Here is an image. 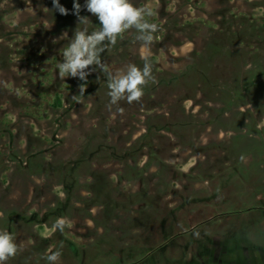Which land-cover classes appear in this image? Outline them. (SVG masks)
<instances>
[{"label":"rangeland","instance_id":"obj_1","mask_svg":"<svg viewBox=\"0 0 264 264\" xmlns=\"http://www.w3.org/2000/svg\"><path fill=\"white\" fill-rule=\"evenodd\" d=\"M51 1L30 0L25 7L11 11L2 26L4 30H12L16 25L24 24L0 41L7 47L5 58L0 53V230L9 231L18 246L16 255L6 264H48L44 257L57 250L60 256L56 264H264V165H259L257 176L249 173L251 169L247 172L240 169L230 180L226 168L231 158H227L225 151H214L212 158L204 163V169L195 171L194 176L199 177L212 169L218 178L211 183L186 179L179 184V171L188 172L203 156L188 148L172 149L168 137L164 136L158 138V143L167 147L161 152L162 164L153 156L150 158L153 166L149 170L150 174L160 175L158 169H161L165 181L160 176L142 181L134 178L131 183L126 179L122 188L127 190L133 204L115 209L107 205L101 207L100 204L107 201L111 204L116 195L109 196L99 191V185L100 188L104 186L101 174H112L121 169L114 161L80 160L83 162L79 170L66 174L76 159H82L83 154L92 151L93 147L88 143L97 133L92 124L95 123L100 132L104 130L105 123L109 124L115 133L111 144L118 149L119 144H136L135 140L144 136L145 126L153 120L148 121L151 114L146 110L141 112L138 109L142 104L140 99L132 103L120 100L110 105L106 74L95 65L89 66L91 71L86 81L73 77L59 78L55 68L56 63L62 61L59 50L71 39L77 18L71 12L72 2L67 0L64 6L69 9V14L59 17L66 29L59 30L53 24L57 12L53 10ZM184 2L133 0L137 6L147 5L153 9L154 15L149 19L159 25L157 32L160 37L165 35L162 28L168 17L167 10L177 14L180 29L168 31L169 36L161 49L151 45H133L127 50L125 45L121 49L116 47L117 43L111 48L106 47L101 60L108 71L115 74L125 70L129 64L142 67L144 58H147L152 64L153 76L155 70L162 72L165 78L167 74L177 75L196 61L194 53L201 47L203 37L211 35L207 27L216 26L228 14L229 8L249 22L251 20L258 25L264 22V0H189L185 5ZM80 15L87 16L88 23L95 16L83 7ZM32 18H36L38 23L30 22ZM197 24H204L205 28L197 29ZM64 33L67 36L62 37ZM126 35V39L134 38L136 30L129 29ZM189 35L194 38L192 42L185 39ZM173 38L181 40V43L169 46ZM262 44L264 46V42ZM218 59L214 58L209 65L204 63L210 75H220L226 83L228 74L224 77L221 73H230L232 68L230 70L225 58ZM139 61L141 63L136 64ZM81 85L85 88L83 94L80 93ZM179 86L178 90L183 93L189 90L183 84ZM143 88H151L149 81ZM173 91L176 87H170V90L158 87L152 92L161 103L162 100L172 102L176 99L173 94H178ZM195 95L194 102L183 101L184 109L179 108L177 120L188 117L203 121L206 118L204 116L208 113L202 106L207 101H202L199 94ZM262 104L264 106V102ZM252 106L250 104L246 108ZM259 116L244 119L248 133L253 123L258 129L264 127V113ZM231 130L228 127L223 131L210 124L199 130L194 141L202 145L210 140L229 139L233 134ZM144 143L143 154L139 156L138 152L133 157L139 156L140 164L146 161L144 155L148 151L149 140ZM260 152L259 158L255 155L258 153H253V156L239 155L236 159H244L247 165L252 162L250 167H253L261 160L264 163L263 145ZM31 155H35L30 162L34 166L30 170H22L20 164L27 163ZM46 160H51L52 167L39 168L40 163L48 162ZM93 171L97 192L91 196L85 188ZM72 181L69 191H64L62 185L69 186ZM170 182L175 186L174 192H170L174 194L165 198L160 193L171 190L167 188ZM254 183L258 186V193H262V207L240 208L241 199L258 198L252 195ZM155 197L158 200L152 202L150 199ZM125 198L122 196L121 201L125 202ZM177 202L181 208L173 210ZM198 207H201L206 227L196 232V243H188L178 233L188 231L189 225L195 227L201 221L197 216ZM59 217L66 220L63 232L52 227ZM215 246H221L220 250L215 251ZM119 250L122 257L117 260L115 257Z\"/></svg>","mask_w":264,"mask_h":264},{"label":"trees","instance_id":"obj_2","mask_svg":"<svg viewBox=\"0 0 264 264\" xmlns=\"http://www.w3.org/2000/svg\"><path fill=\"white\" fill-rule=\"evenodd\" d=\"M29 1L30 0H0V41L5 40L7 36L11 35L15 28H19L24 25L21 23L16 25L12 30H4V27L2 28L4 18L11 11H15L17 9L19 10L25 7V4ZM69 1L73 4V0ZM64 2H67V0L61 2L63 6ZM80 3L83 5L84 1ZM185 4H189V0H185L184 5ZM166 12H168L166 14L168 17L164 20L165 25L164 28H162V33L165 35L160 37L158 32L154 33V40L150 44L151 46H155L157 49H161V46L164 45V40L167 36H169V34H167L168 31H177L180 29V20L177 19V14L174 11L169 12V10ZM60 16L61 14L56 13L53 24H55L59 30H65L66 25L63 20H59ZM35 21L36 18H32L30 22L33 23ZM30 22L27 23L29 25H33ZM58 22L59 24H57ZM187 23H185V25L189 26L190 24ZM98 25L99 21L96 19V16H93L87 26L89 30H93L98 29ZM185 25L184 28L186 27ZM204 28V24L203 26H201V24H197V29L201 30ZM207 29L211 32V35L209 34L207 38H201L203 45L201 44V47L195 51L194 60L196 61H194L190 67L177 75L167 74L168 76H166V78L163 76L162 72H156L155 70V82L149 81V87H151L152 90L151 88L148 90L143 88V94L140 98V102L142 104L138 109L141 112L146 110L147 113L151 114L148 116V121L153 120L152 123L145 126L144 136L136 139L134 142L136 144L134 145H132L131 142H128L126 146L119 144L120 147L118 146L119 148L117 149L111 144V137H114L113 135L115 134L114 129L109 124L105 123L104 130H101L100 132V130H97L98 128L94 123L92 124V127L97 133L96 136H94L95 134L92 135L94 137H91L90 142L88 143V145L93 147L92 151L88 154H83L82 159H76L72 166L67 170L66 174H69L70 172L76 173L79 170V166L83 162L80 160L89 159L92 161L102 159L107 162L114 161V163L121 169L117 170L116 173L110 174L107 172L101 174L100 178L103 181L104 186L100 188L99 185V191L101 194L109 196H117L120 193L121 197L119 200L116 203L111 204V206L114 205V207L116 206L117 208H122L125 205L130 206L133 204V199L130 197L129 193L126 192L127 190L122 188V183L123 181L125 182L126 179L128 180V183H131V179L134 180V178H139V181H142L144 178L152 180L160 176L162 181H165L162 174L163 171L161 169H158V173H160V175H157L156 173L150 174L152 172L149 170L150 167L153 166L150 158L155 156L157 158L156 160L162 164V161L160 160L162 158L161 152L167 148L158 143V140H160L158 138H164V136L166 138L168 137V143L174 150L179 147H183L184 149L188 148L203 156V159L196 166L190 168L188 172L179 171V174H185L187 178H192L195 171L200 169L203 170L204 163L212 158V153L214 151H225V155L229 159H236L239 155H243L245 157L246 155L251 156L252 154L253 156V153H258L255 154L257 158L261 157V145L264 146V127L258 129L257 125L253 126L255 123L252 125L250 124L251 128L249 127L248 133L246 128L247 126L244 125L243 121L247 117H261L259 115L264 113V106L262 104V102H264V46L262 44L264 42V22L262 25H258L251 20L249 22V19L235 15L229 8L228 14L224 15L216 26L213 28L207 27ZM128 32L129 29L125 30L117 38V44L115 43L116 47L121 49V47L125 45V48L128 50L130 47H133V45H143L137 41L135 37L126 39L125 37ZM185 39L192 42L194 38L189 35ZM136 41L138 44H136ZM260 41H262V43H260ZM180 43L181 40L173 38L169 42V46H177ZM113 45L114 44H110L107 45V47L111 48ZM0 49L1 57L5 58V50H7V47L3 46V43L1 44L0 42ZM127 54L128 52H126L125 56ZM205 55H207V58H205ZM214 58L217 59L216 61L219 60L218 58H225L230 70L232 68V71L235 72V74L231 73L232 71L230 73H227L226 71L225 73H221L222 75L224 74V77L228 74L225 78L227 81L226 83L222 81L220 75H210V70L207 68V65H209L210 61H213ZM204 62H206L207 65ZM138 63L141 62H136V64ZM219 70H221V68ZM228 82L229 84H227ZM179 84L187 86L189 90L184 93L181 92V90L179 91ZM158 87H161L162 89L164 88V90H170V87H176V91L173 92L178 94V96L173 94L176 99L172 102L169 100L166 102L162 100L160 103L155 99L156 94L152 92L154 89L157 91ZM194 94H199L202 101H207L202 106L208 113L204 116L207 119L204 118L202 121L200 119L193 120L186 117L180 121L177 120L176 118H179V116L176 113L180 112L179 108L181 107L184 109V105L182 104L183 101L192 100L194 102V99L197 97V95L194 96ZM144 102L147 104H143ZM250 104H253L254 106L249 109L248 107L246 108V106ZM182 114H184V111ZM210 124L213 126H219V128L223 129V131L227 130L229 127L232 129L231 131L233 134L229 137V139H221L218 141L210 140L205 144L198 145L197 142L194 141L195 137H197L200 129H203L208 125L210 126ZM253 133H255V135H253ZM100 139H102V141ZM145 139L149 140L147 145L148 151L144 155L146 156V161L143 164H140L139 156L143 154L141 152L145 148ZM138 152H140L139 156L137 158H133L134 154ZM31 157L34 158L35 155L29 156L27 163L20 164L22 170H30V168L34 166L33 164L31 165ZM38 167H52V162L51 160L48 162L44 161L43 163H40ZM98 167H96L97 170ZM94 173L95 171H93V173L89 176L90 182L85 188L91 196L97 192V190H95L97 185L95 186L96 176ZM205 174L209 175L210 172H205L202 175ZM114 177L117 179L115 178L114 180ZM72 183L73 181L70 184L67 183L69 186L62 185L63 190L69 191ZM170 183H168L169 186L167 187L169 189L174 187L171 186L172 183ZM168 194L169 191L160 193V195L164 196ZM122 196H126L125 202L121 201ZM150 200H152V202H156L158 199L155 197ZM100 205L101 207H104V205L109 206V203L107 201V203L104 202ZM243 205L244 208H251L255 206V204H248L247 202Z\"/></svg>","mask_w":264,"mask_h":264},{"label":"clouds","instance_id":"obj_3","mask_svg":"<svg viewBox=\"0 0 264 264\" xmlns=\"http://www.w3.org/2000/svg\"><path fill=\"white\" fill-rule=\"evenodd\" d=\"M52 7L61 15L69 14V9L60 0H52ZM82 7L96 16L99 21L98 29L89 30V18L80 15ZM71 12L77 18V26L67 45L59 50L62 61L55 65L59 78L73 77L86 81L91 71L89 66L95 65L106 74L110 105H115L120 100L128 103L138 101L143 94V86L148 81L155 82L151 62L144 58L142 67L129 64L125 70L113 74L102 63L101 53L106 50L107 45L115 44L117 38L128 29L136 30L137 41L145 46L150 45L159 28L158 24L149 19L154 15L153 9L147 5L137 6L133 0H84L83 5L80 0H73ZM65 36L67 33L62 37ZM55 42L54 40L53 43ZM83 86H80L81 94L85 91ZM65 226L66 220L63 217L57 218L52 225L60 232L64 231ZM17 251L14 236L7 230H0V264H6ZM59 256L60 252L57 250L47 254L44 259L48 264H56Z\"/></svg>","mask_w":264,"mask_h":264},{"label":"flooded vegetation","instance_id":"obj_4","mask_svg":"<svg viewBox=\"0 0 264 264\" xmlns=\"http://www.w3.org/2000/svg\"><path fill=\"white\" fill-rule=\"evenodd\" d=\"M230 164H228V167L226 168V175H227V177L231 180V179H233V177L235 176V174H237V173H239V171H240V169H243L245 172H247V170H250V174H252L253 176H257V174H258V171H259V165H261L262 167H263V165H264V163H263V161L261 160V161H259V164L258 165H254L253 167H250V165L252 164V162H251V164H250V162H249V165H247V163L246 162H244V159H240V160H237V159H235V158H231L230 159ZM240 162H242V163H240ZM245 164H244V163ZM196 163H198V160L196 161ZM263 163V164H262ZM212 170V169H211ZM209 171L210 172V174L208 175V174H205V175H200L199 177H196L195 178V176H192V178H187L186 176H185V174H179V180H178V182H179V184L182 182L181 180H186V179H189V180H199V182L200 183H211L212 181H213V179L214 178H218V175H217V172H215V171ZM180 172H186V171H183V170H181ZM228 175H230V176H228ZM116 178V177H115ZM117 179V178H116ZM264 184V183H263ZM182 186V185H181ZM174 188H175V186H174ZM173 187L171 188V190H169V194H168V196L167 197H170V196H172V194H174V193H170V192H174V189ZM179 189V188H178ZM252 189H253V191H252V195H256V197H258L257 199L255 198V196L253 197V196H250V197H247V198H245V199H241L242 201L240 202V208H243L244 207V205L243 204H245V202H247L248 204H255V206H253V207H251L250 209H254V208H260V207H262V205H261V203H260V201H261V199H260V195L262 194V193H258L259 191H258V186H256V183H254V185H253V187H252ZM182 193V192H181ZM117 196H119V197H121V194L119 193V195H117ZM117 196H114L116 199L118 198V200H119V197H117ZM166 196H165V198H166ZM115 198H114V200H111L110 202H111V204H114V203H116L118 200H115ZM264 203V202H263ZM111 204H109V206H111ZM176 205H174L173 206V210H175V209H179L180 210V206H178V202L177 203H175ZM180 205V204H179ZM181 206H182V204H181ZM111 207H113L114 209L116 208V206L114 207V205H112ZM175 207V208H174ZM183 207H185V205L183 206ZM197 209V208H196ZM217 209L218 208H215V210L217 211ZM198 210V211H197ZM197 210H194L193 212H196L197 211V216L199 217V219H201V221L200 222H198L196 225H195V227H193L192 225H189V229H188V231H183V232H179L178 233V235H179V237H182V236H184L185 237V239L187 240V242L189 243H191V242H193V243H196L197 242V239L195 238L196 237V232L197 231H203V230H205V227H206V224L205 223H203V222H205L206 220H202V212H201V207H198V209ZM213 213V212H212ZM203 215H205V214H203ZM193 230V231H192ZM103 231V230H102ZM183 234V235H182ZM189 237L191 238L190 240H189ZM176 242V241H175ZM177 242H181V240H180V238H178V241ZM194 245V244H193ZM117 247V246H116ZM118 247H119V245H118ZM83 252V255H84V252H85V250H83L82 251ZM121 252L122 251H118V252H116V257H115V259H117V260H120L119 258H121L122 257V254H121ZM149 252V251H148ZM147 252V253H148ZM117 256H118V258H117Z\"/></svg>","mask_w":264,"mask_h":264},{"label":"crops","instance_id":"obj_5","mask_svg":"<svg viewBox=\"0 0 264 264\" xmlns=\"http://www.w3.org/2000/svg\"><path fill=\"white\" fill-rule=\"evenodd\" d=\"M215 247H216V248H215V251H218V250H220V249H219V247L221 248V246H219V247H218V246H215ZM192 252H193V251H191V253H192ZM225 254H228V251H227V252H225ZM220 255H221V254H220Z\"/></svg>","mask_w":264,"mask_h":264}]
</instances>
